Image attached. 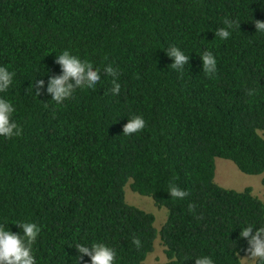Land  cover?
I'll list each match as a JSON object with an SVG mask.
<instances>
[{"label":"trees","instance_id":"trees-1","mask_svg":"<svg viewBox=\"0 0 264 264\" xmlns=\"http://www.w3.org/2000/svg\"><path fill=\"white\" fill-rule=\"evenodd\" d=\"M225 19L239 28L222 40L215 31ZM256 20L264 21V0H0V66L14 73L0 98L22 129L0 136V224L18 234L15 223L37 224V264H91L76 243H104L114 264H144L158 235L167 261L157 264L201 256L242 264L240 231L264 227V200L249 186L216 184L214 159L264 172V32ZM170 46L189 57L182 72L171 67ZM64 50L101 79L56 104L28 88L43 79L46 89L61 74L55 59ZM204 51L216 58L213 78L203 72ZM109 64L119 94L104 74ZM134 115L146 127L126 136ZM127 183L167 209L158 231L151 212L125 201ZM170 184L188 195L172 198Z\"/></svg>","mask_w":264,"mask_h":264},{"label":"clouds","instance_id":"clouds-1","mask_svg":"<svg viewBox=\"0 0 264 264\" xmlns=\"http://www.w3.org/2000/svg\"><path fill=\"white\" fill-rule=\"evenodd\" d=\"M256 32H264V21H254ZM224 27H220L215 31V36L226 40L231 35V29L239 28V21L225 19ZM166 54L173 59L171 67L173 69L183 71L184 66L188 63L189 57L184 54L178 47L170 46L166 50ZM202 60L203 72L209 78H213L217 73V61L210 51H204L200 56ZM55 63L61 68V74L49 76L47 87L45 89V81L43 79L34 80L30 84L28 90L38 96L41 89H44L50 94L52 101L56 104H61L66 99L72 98L74 92L79 88H88L95 90L100 82V70L95 69L91 62L82 61L79 57L70 54L68 50H64L59 56H56ZM104 74L111 76L113 94H119L121 85L117 82L119 72L111 64L104 69ZM14 73L6 67L0 66V92H5L12 83ZM255 93V89H249L248 94ZM13 105L0 98V136L10 139L14 136L22 134L21 127L11 119L14 112ZM146 127V121L142 116L134 115L128 119L123 125L122 132L124 135H131L143 130ZM168 192L172 198L183 199L188 195V192L182 190L174 184H170ZM189 212L195 210V205H188ZM22 234L10 231L5 224H0V264H37L33 255V245L40 232L37 224L32 222L15 223ZM240 237L247 240L248 247L245 249L247 256L244 264L249 262L259 261L264 264V227L254 228L251 224L244 227L240 231ZM133 244L137 248L141 246V241L138 237L133 238ZM78 253L90 257L91 264H114L116 252L113 248L104 243H93L88 247L81 243L74 245ZM82 259V257H78ZM195 264H214V261L209 256H201L195 258Z\"/></svg>","mask_w":264,"mask_h":264},{"label":"rangeland","instance_id":"rangeland-1","mask_svg":"<svg viewBox=\"0 0 264 264\" xmlns=\"http://www.w3.org/2000/svg\"><path fill=\"white\" fill-rule=\"evenodd\" d=\"M259 133L264 138V132L259 131ZM214 165V182L216 184L237 191H241L249 186L252 188L253 194L264 200V172L259 175L246 174L240 171L233 162L221 157H216L214 159ZM124 194L125 201L128 204L139 207L147 212H151L154 215L155 220L153 225L158 231L166 220L167 209L163 206H157L151 197L134 192L129 187V183L124 186ZM246 256L247 253L240 256L242 264H244L245 260L243 257ZM165 261H167L165 246L158 235L154 240L153 250L146 256L144 264H157ZM249 264H253V262H249Z\"/></svg>","mask_w":264,"mask_h":264}]
</instances>
